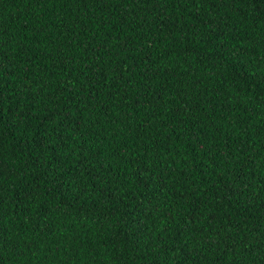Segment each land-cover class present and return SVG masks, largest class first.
Segmentation results:
<instances>
[{"label":"trees","instance_id":"obj_1","mask_svg":"<svg viewBox=\"0 0 264 264\" xmlns=\"http://www.w3.org/2000/svg\"><path fill=\"white\" fill-rule=\"evenodd\" d=\"M0 264H264V0H0Z\"/></svg>","mask_w":264,"mask_h":264}]
</instances>
